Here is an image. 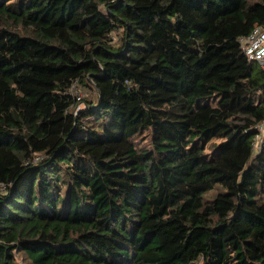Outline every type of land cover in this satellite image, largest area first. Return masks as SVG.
Listing matches in <instances>:
<instances>
[{"label": "trees", "instance_id": "trees-1", "mask_svg": "<svg viewBox=\"0 0 264 264\" xmlns=\"http://www.w3.org/2000/svg\"><path fill=\"white\" fill-rule=\"evenodd\" d=\"M257 27L264 0H0V264H264Z\"/></svg>", "mask_w": 264, "mask_h": 264}, {"label": "built area", "instance_id": "built-area-1", "mask_svg": "<svg viewBox=\"0 0 264 264\" xmlns=\"http://www.w3.org/2000/svg\"><path fill=\"white\" fill-rule=\"evenodd\" d=\"M240 43L248 55L249 60L256 61L264 69V27L255 28L249 35L240 37ZM75 85L73 91L75 92ZM257 134L253 143L255 151L258 152L264 140V119L255 126ZM4 189V185L0 184V190Z\"/></svg>", "mask_w": 264, "mask_h": 264}, {"label": "rangeland", "instance_id": "rangeland-1", "mask_svg": "<svg viewBox=\"0 0 264 264\" xmlns=\"http://www.w3.org/2000/svg\"><path fill=\"white\" fill-rule=\"evenodd\" d=\"M77 88L79 90V94L83 98H96V92L91 87L84 85H77Z\"/></svg>", "mask_w": 264, "mask_h": 264}]
</instances>
